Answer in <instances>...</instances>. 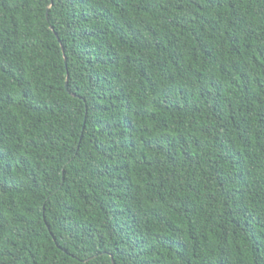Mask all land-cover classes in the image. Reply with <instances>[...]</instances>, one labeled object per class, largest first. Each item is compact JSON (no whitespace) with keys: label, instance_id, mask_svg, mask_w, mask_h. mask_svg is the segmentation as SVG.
I'll return each mask as SVG.
<instances>
[{"label":"trees","instance_id":"16d2710c","mask_svg":"<svg viewBox=\"0 0 264 264\" xmlns=\"http://www.w3.org/2000/svg\"><path fill=\"white\" fill-rule=\"evenodd\" d=\"M264 264V0H0V264Z\"/></svg>","mask_w":264,"mask_h":264},{"label":"water","instance_id":"95a60500","mask_svg":"<svg viewBox=\"0 0 264 264\" xmlns=\"http://www.w3.org/2000/svg\"><path fill=\"white\" fill-rule=\"evenodd\" d=\"M112 264H113V261H112Z\"/></svg>","mask_w":264,"mask_h":264}]
</instances>
